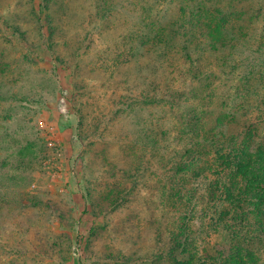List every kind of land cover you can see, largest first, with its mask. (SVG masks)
<instances>
[{
    "label": "rangeland",
    "instance_id": "1",
    "mask_svg": "<svg viewBox=\"0 0 264 264\" xmlns=\"http://www.w3.org/2000/svg\"><path fill=\"white\" fill-rule=\"evenodd\" d=\"M140 12L132 0H0V264H176L151 256L161 207L121 142L161 128L176 82L162 77L170 61L141 58ZM199 209L200 255L228 232Z\"/></svg>",
    "mask_w": 264,
    "mask_h": 264
},
{
    "label": "trees",
    "instance_id": "2",
    "mask_svg": "<svg viewBox=\"0 0 264 264\" xmlns=\"http://www.w3.org/2000/svg\"><path fill=\"white\" fill-rule=\"evenodd\" d=\"M132 3L144 10L141 58L149 55L151 67L170 61L162 77L176 81L166 87L171 106L161 128L121 140L134 151L128 160L150 172L144 196L161 207L150 219L157 239L151 256L176 264H264V57L252 58L264 50V0ZM154 167L161 173L152 185ZM110 199L116 209L114 194L104 203ZM198 208H213L217 229L228 232L200 255Z\"/></svg>",
    "mask_w": 264,
    "mask_h": 264
}]
</instances>
